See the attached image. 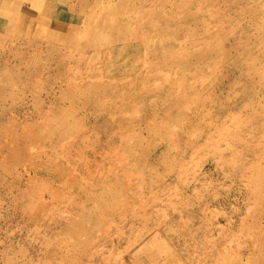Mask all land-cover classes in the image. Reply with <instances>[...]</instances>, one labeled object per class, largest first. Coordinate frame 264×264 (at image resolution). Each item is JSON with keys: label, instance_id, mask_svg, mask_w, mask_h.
Listing matches in <instances>:
<instances>
[{"label": "rangeland", "instance_id": "rangeland-1", "mask_svg": "<svg viewBox=\"0 0 264 264\" xmlns=\"http://www.w3.org/2000/svg\"><path fill=\"white\" fill-rule=\"evenodd\" d=\"M0 264H264V0H0Z\"/></svg>", "mask_w": 264, "mask_h": 264}, {"label": "bare ground", "instance_id": "bare-ground-1", "mask_svg": "<svg viewBox=\"0 0 264 264\" xmlns=\"http://www.w3.org/2000/svg\"><path fill=\"white\" fill-rule=\"evenodd\" d=\"M26 11V10H25ZM23 15V14H22ZM54 28V27H53ZM59 28V27H58ZM58 29H56V31H57ZM59 32H60V30H59ZM97 34V36H98V33H96ZM93 35V34H92ZM96 38V37H95ZM76 39V38H75ZM88 94V93H87ZM87 96V95H86Z\"/></svg>", "mask_w": 264, "mask_h": 264}]
</instances>
